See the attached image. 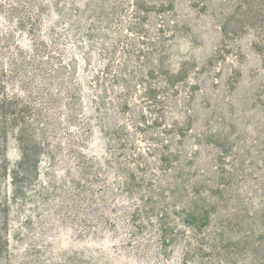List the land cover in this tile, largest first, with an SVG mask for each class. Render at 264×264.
Segmentation results:
<instances>
[{"label": "rangeland", "instance_id": "rangeland-1", "mask_svg": "<svg viewBox=\"0 0 264 264\" xmlns=\"http://www.w3.org/2000/svg\"><path fill=\"white\" fill-rule=\"evenodd\" d=\"M0 264H264V0H0Z\"/></svg>", "mask_w": 264, "mask_h": 264}]
</instances>
